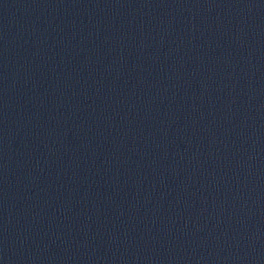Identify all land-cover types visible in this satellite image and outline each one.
I'll return each mask as SVG.
<instances>
[{
	"label": "water",
	"instance_id": "1",
	"mask_svg": "<svg viewBox=\"0 0 264 264\" xmlns=\"http://www.w3.org/2000/svg\"><path fill=\"white\" fill-rule=\"evenodd\" d=\"M0 264H264V0H0Z\"/></svg>",
	"mask_w": 264,
	"mask_h": 264
}]
</instances>
